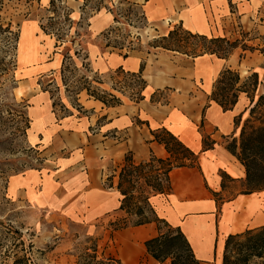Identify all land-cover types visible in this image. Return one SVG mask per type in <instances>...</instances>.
<instances>
[{
  "label": "rangeland",
  "instance_id": "1",
  "mask_svg": "<svg viewBox=\"0 0 264 264\" xmlns=\"http://www.w3.org/2000/svg\"><path fill=\"white\" fill-rule=\"evenodd\" d=\"M200 1L207 10L210 2ZM83 2L84 0H66V6L72 11L71 17L76 22L79 21ZM258 2L259 0H218L216 15L212 19L207 10L212 32L206 36L239 43L235 50V63L225 68L236 70L241 80L251 73L258 74L260 78L264 75V57L257 50L246 51L243 62L237 65L242 55V45L254 49L264 48V9L257 7ZM128 4H136L138 7ZM96 7H99L98 13L101 16L109 18L107 26L99 32L95 25L91 26V19L97 14L92 10ZM47 8L48 4L44 1L26 3L23 0H5L2 10L4 22L9 23L12 30L19 34L15 72L18 83L13 95L17 104L26 106L24 112L29 121V130L25 136L20 133L12 135L22 124L11 122L5 114L3 118L6 122H0V264H11L14 259L23 256L27 264H116L112 252L104 251L101 254L102 248L98 242L105 229L112 231L113 222L102 220L88 226L82 221L81 213L77 216L75 213L76 199L82 192L78 189L81 184L76 185L74 182L73 171L80 170V178H84L86 165L83 161V145L76 150L63 147L70 133L86 136L96 133L104 123L103 109L82 92L77 100L85 111H76L70 104L71 99L60 88L57 96L60 101L57 97L53 100L56 104H62L67 112L62 113L59 106L53 111L50 95L41 91L42 87L48 91L61 87V50H55L54 38L45 35L40 29V25L45 24L50 15ZM172 8V0H89L84 11L83 26L77 28L84 36L70 48V56L74 50L86 53L93 73L97 74L101 82H93L92 86L116 96L121 102L127 101L134 97L138 87L133 81L119 77L115 80L120 82L117 86L122 87V90L114 91L113 73L119 66L125 73H130L125 70L127 66L123 62L124 54H128L130 60L137 59L140 55H154L156 52L176 55L148 46L154 39L162 37V32L156 26L160 21L169 23L167 20H171L174 13ZM108 10L122 16L120 23L114 24L113 15ZM140 10L147 18L144 28L135 19ZM240 14L248 16L254 26L244 29V24L248 22L240 21ZM86 23L89 24L88 28H85ZM174 26L169 29L172 30ZM113 28L117 29L112 32L111 38L119 43L123 42L121 50L104 48L102 34ZM74 30L76 28L71 30V34ZM127 35L129 37L124 38V41L122 38ZM73 62L79 70L81 58H73ZM82 74V71H78V76ZM217 75L210 79L212 83ZM206 83V80L204 83L202 80L199 82L201 85ZM257 94H261V90ZM155 96L156 100L164 101L168 93L161 91ZM8 97L9 95H2L0 103H9ZM248 105V100L242 94L236 110L241 113ZM64 114L66 115L62 118ZM247 119L246 111L238 124L236 138ZM90 121L93 125L89 127L87 123ZM40 139L42 143L39 144ZM222 143L226 145L224 141ZM106 247L109 248V241Z\"/></svg>",
  "mask_w": 264,
  "mask_h": 264
},
{
  "label": "crops",
  "instance_id": "2",
  "mask_svg": "<svg viewBox=\"0 0 264 264\" xmlns=\"http://www.w3.org/2000/svg\"><path fill=\"white\" fill-rule=\"evenodd\" d=\"M42 1L49 3V0H40V3ZM208 1L207 10L212 19L218 0ZM172 2L174 13L171 20H167L170 24L164 26V21H160L156 26L162 36L172 25L179 23L190 31L185 18L191 20L193 33L211 35L207 10L200 0ZM257 7L264 9V0H259ZM240 15V21L248 22L244 29L254 26L248 16ZM107 19L97 13L91 19V26L95 25L99 32L107 26ZM235 60V51L226 61L213 56L192 59L159 52L123 60L127 66L125 70L130 73L138 72L140 63L144 62V99L123 101L109 108L95 101L103 109L104 123L91 136L70 133L63 145L71 150L83 145L84 178H80V170L73 171L74 182L81 184L78 189L82 192L76 199V216L81 213L82 221L88 226L102 220L115 222L125 218V213L120 210L121 196L116 190L117 174L124 158L130 155L134 164L148 161L151 156L167 159L169 155L164 146L154 141L150 133L165 128L199 155L195 167L174 168L169 172L170 192L167 196L157 195L149 201L160 220L180 230L195 260L199 264H222L224 244L229 235L264 227V190L245 193V170L222 143L223 138L236 137L233 119L240 113L236 110L237 104L232 111L222 112L210 102L202 117L213 84L210 79ZM243 60L239 59L237 65ZM201 80L207 83L201 85ZM161 91L168 93L167 102H151L152 94ZM87 125L92 126V121ZM201 132L215 142L212 150L201 152ZM38 143H42V139ZM221 174L225 175L224 179ZM157 236L155 223H149L112 231L105 229L98 242L101 254L112 252L120 264H171L169 259L159 263L146 253L144 243ZM108 241L109 248L106 249Z\"/></svg>",
  "mask_w": 264,
  "mask_h": 264
},
{
  "label": "trees",
  "instance_id": "3",
  "mask_svg": "<svg viewBox=\"0 0 264 264\" xmlns=\"http://www.w3.org/2000/svg\"><path fill=\"white\" fill-rule=\"evenodd\" d=\"M23 1L26 3L40 2V0ZM4 3L5 0H0V97L5 94L9 95L10 98L8 97L9 103H0V122H6L3 115H7L11 122L22 124V127L12 135L20 133V135L25 136L26 131L29 130V121L24 112L26 106L17 104L13 95V90L17 88L18 83L15 80V72L17 71L19 34L14 32L11 25L4 22L2 18ZM88 4L89 0H84L80 8L79 21L76 22L71 17L72 11L66 6V0H49L46 11L50 15L46 19V23L40 25V29L45 35L54 38V49L61 50L60 54H62L59 68L61 87H54L53 91L41 88L43 93L50 95L53 111L59 106L62 113L67 112L62 104H56L53 100L60 94V88H63L65 96L71 99L70 104L75 107L76 111H85L77 100L78 95L82 92L88 98L107 108L121 104L120 99L116 96L99 91L98 88L92 86L93 82L97 84H101V82L97 74H94L90 69L86 53L74 50L70 56V48L74 47L75 43L84 36L77 31V28L83 26L84 11ZM128 5L137 6L136 4ZM99 11V7L92 10L94 13ZM107 12L113 15L114 24L120 23L119 19H122L120 14H114L110 10ZM135 19L141 28L146 26L147 19L143 11L140 10ZM88 27L89 24L86 23L85 28ZM74 28L76 30L71 34V30ZM116 29L113 28L102 34L105 41L104 48L123 49V42L119 43L111 38L112 32ZM128 37L129 35L122 39ZM128 45L130 46V42ZM148 46L152 49H160L192 59L213 56L226 61L238 49L239 43L237 41L229 42L225 38H208L205 35L192 33L184 29L179 23L167 35L154 39L148 43ZM256 50L264 57V48L254 49L242 45L240 61L244 59L246 51L254 52ZM127 57L128 54L122 56L123 60ZM73 58H81L82 63L79 70L74 65ZM143 68L144 62H141L138 72L125 73L123 68L119 66L113 73L114 77L112 76L115 81L112 89L117 92L122 90V87L117 86L120 82L116 81L115 78L129 79L138 87L133 94L134 97L129 100L133 102L143 100V92L146 88V82L142 78ZM78 71H82L83 74L78 76ZM259 90H261V94H257ZM155 94L150 97L151 102L161 104L167 102V100H156ZM242 94L245 95L249 105L243 112L234 117L235 130H237L240 119L246 111L248 112V119L240 128L238 138L228 137L223 138V141L226 144V150L237 159L245 170V193H253L264 190V75L260 78L258 74L251 73L244 80H241L240 74L236 70L230 68L221 70L212 84L207 104L202 111V117L210 102H214L222 112L232 111ZM57 100L60 101L58 97ZM202 126L203 121L200 128ZM150 133L154 141L164 146L169 157L161 160L151 156L148 161L134 164L130 155L125 156L123 166L117 174L116 185V190L121 196L120 210L125 213V218L113 222L112 230L155 223L158 236L144 243L146 253L150 257L159 263L169 259L171 264H199L180 230L173 229L163 220H160L149 201L151 197L157 195L167 196L170 192L169 172L174 168L195 167L199 154L193 153L165 128H159L150 131ZM201 138V152L212 150L215 142L203 132H201ZM146 169L148 170L147 173L145 172ZM221 177L224 179L225 175L221 174ZM110 180V178L107 179L109 182ZM14 233L20 237V234L15 230ZM92 251L95 252V249ZM90 258L92 259L93 256ZM11 264H27V260L23 256L14 259ZM116 264L120 263L116 262ZM222 264H264V227L247 230L237 235H229L224 244Z\"/></svg>",
  "mask_w": 264,
  "mask_h": 264
},
{
  "label": "bare ground",
  "instance_id": "4",
  "mask_svg": "<svg viewBox=\"0 0 264 264\" xmlns=\"http://www.w3.org/2000/svg\"><path fill=\"white\" fill-rule=\"evenodd\" d=\"M185 22H186V26H187V28L190 30V32H194V29H193V26H192V22H191V20L185 18ZM163 24H164V26H165V25H166V22H164ZM165 35H166V34H165ZM165 35H164V36H165Z\"/></svg>",
  "mask_w": 264,
  "mask_h": 264
}]
</instances>
